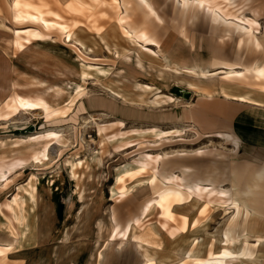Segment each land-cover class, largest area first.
Masks as SVG:
<instances>
[{"label": "rangeland", "instance_id": "374dc122", "mask_svg": "<svg viewBox=\"0 0 264 264\" xmlns=\"http://www.w3.org/2000/svg\"><path fill=\"white\" fill-rule=\"evenodd\" d=\"M41 1L63 15L69 25L81 22L86 27L75 31L77 46L54 36L17 54L11 44L17 27L12 24V0H0V109L18 93L27 98L43 97L51 107L65 111L50 122L32 112L0 123V160L6 162L28 158L31 137L47 130L61 135L60 143L51 145L45 165L32 162L10 174L8 185L0 186V245L4 246L17 240L5 217L8 214L1 213V204L18 196L19 186L34 183L32 176L38 178V206L28 217L32 240L0 259V264H100V253L112 233V216L124 225L138 214L145 200L156 195L148 172L128 182L134 190L127 199L116 203L111 198L119 167L133 163L140 154H166L170 159L165 163L192 165L188 181L209 179L211 182H203L208 189L204 195L213 183L218 189L229 190L233 201L218 202L228 196L216 192L211 198L217 201L202 215L207 200L185 194V201L174 210L178 219L180 215L189 218L190 232L177 239L162 230L154 207L144 220V229L133 228L131 238L121 248L111 245L102 264H145L147 258L152 264H199L195 259L207 260L210 252L221 258L224 250L237 255L244 248L254 257L239 256L232 264H264V241L260 246L256 242L264 239V177L257 179L264 174V82L252 74L243 79L223 78L232 70L264 65V0L253 4L258 10L256 18L250 10L245 12L247 18L260 24L259 31L252 33L263 45L260 51L254 49L245 24L238 20L223 22L192 6L181 7L179 0H150L164 18L159 24L150 23L132 5L133 25L147 29L159 43L146 46L153 53L143 49V44L128 41L115 12L93 0H82L89 9L84 16L69 15L65 10L77 0ZM93 15L96 27L102 29L100 35L89 29ZM87 71L90 75L83 78ZM203 71L207 74L204 78L199 76ZM80 87L84 96L67 109ZM223 91L262 107L228 100ZM208 94L212 100L205 98ZM118 122L125 124L122 131L127 133L153 128L182 133L161 141L133 135V146L116 151L115 144H107L98 129L106 125L110 128L107 135L116 134L117 126H110ZM219 132L238 137L239 148L216 138ZM178 152L187 155L176 157ZM79 162L82 166L76 169L74 180L71 167ZM157 184L158 191L177 189ZM236 202L259 206L247 230L242 226L246 215L239 216L233 205ZM227 236L233 241L228 242Z\"/></svg>", "mask_w": 264, "mask_h": 264}, {"label": "bare ground", "instance_id": "6f19581e", "mask_svg": "<svg viewBox=\"0 0 264 264\" xmlns=\"http://www.w3.org/2000/svg\"><path fill=\"white\" fill-rule=\"evenodd\" d=\"M39 3L35 4L32 0H12V4L10 5L11 16H12V24L17 27L13 30L14 39L12 41V45L17 54H21L25 52L29 46H32L36 42H43L50 39H53L54 36L63 38L66 44H76L74 42L75 31L78 30V27L83 26L86 27L81 22L72 23L69 25V21L61 14H56L52 12L48 5L41 0H38ZM95 4L101 7H105L111 9L116 14V22L119 28L122 30V34L128 41H132L138 44H143L142 48L145 49L146 46H159V43L153 38L150 32L145 28L136 27L133 25V20L130 12L133 10L132 5H135L140 12L145 17L146 21L153 23L163 22V17L157 12V9L154 3L150 0H93ZM181 7L187 8L188 6H192V8L196 10L204 11L208 16H217L223 22H228L231 20H238L239 22L245 24L244 30H247V33L251 35L252 44L256 51H260L263 48L262 43L259 39H257L253 32H258L260 28V24L257 23L256 19H249L246 17V10H250L253 12L254 17H257L258 10L253 7L255 0H179ZM66 12L71 15H85L86 11H89L87 6L82 2V0H77L75 2H71L65 6ZM104 14V13H103ZM94 15L91 16V21L89 29L97 33L101 34L102 29L96 27V21L94 20ZM94 21H93V20ZM247 24V26H246ZM242 42V41H241ZM147 51L153 53L150 49L146 48ZM95 73L100 74L99 70H96ZM104 73L103 71L101 74ZM106 73V72H105ZM247 74H252L255 80L259 82H264V65H252L251 67L245 69V71H234L227 72L223 77L226 80L233 79H243L247 76ZM90 72L87 71L83 74V78H88ZM198 75V74H197ZM200 77L207 76V74L203 71L199 74ZM196 88V86L191 85ZM264 90V86L262 87ZM224 97L231 101H239L244 104H251L254 106L262 107L261 104L254 102L251 99H247L246 97H238V96H229L225 91H223ZM84 93L82 88L77 89V94L71 103L67 104V109L74 107L76 101L83 97ZM205 98L212 100L213 97L208 94ZM170 99V98H169ZM171 100V99H170ZM4 107L0 109V123L8 122L15 120L18 115H31L32 112H38L39 116L42 118H46L48 122L53 121L59 118L61 115H64V109L57 110L44 100L43 97H24L20 94L16 93L14 96L9 99V101L4 103ZM123 122H118L117 124L111 125L110 127L117 126L118 132L116 134L107 135L109 131V126L103 125L99 126L100 136L105 138V142L107 144H115L114 149L119 151V149H124L126 147L133 146V141L131 140V136H138L140 139L144 140L147 137H150L154 140L161 141L162 139H167L169 137H176L182 132L179 130L176 131H164L159 129H150L147 131H138L134 130L133 133L123 132L124 127ZM105 135V136H104ZM210 137H214V135H207ZM216 138H222L235 146L236 149L240 146V141L238 137H236L232 133H222L219 132L215 135ZM61 135L53 130H47L46 133L40 134L38 137H31L28 141L30 142L31 149L30 156L28 158H17L12 159L9 162L4 160H0V186L5 187L10 182V174L17 171L18 169L24 168L30 163H36L38 165H45L48 160L49 150L51 145L60 143ZM142 145V143H139ZM196 155H203V152H196ZM187 155V154H185ZM184 153H177L176 157H184ZM170 157L168 155L162 156H153L151 154H140L138 159H135L133 163L125 164L119 167L117 171V175L115 177V181L113 186L111 187V198L114 202L120 203L124 199H127L134 190L133 187H128V182L134 181L139 177L145 175L148 172L151 173L152 178L149 181L151 185H153V189L156 191V195L154 197H149V199L145 200V202L139 208V212L135 217L130 219L126 224L122 225L119 223L117 217L113 215V226L112 233L110 235L109 241L104 248V252L100 253L99 260L100 264L104 262V253L111 248V245H116L117 247H123L127 240L131 238L133 228L144 229L145 227V219H148L149 212L155 207L158 211V215L160 218L159 224L162 230H165L167 234L172 239H177L181 235H186L190 232V220L185 215H180V219H178V215L175 214V206L179 203L185 201V194L188 197L192 195L198 197H204L207 200V205L203 208L200 214L204 215L207 212L210 204L216 202L217 200H213L211 195L216 192L220 194H224L228 196L227 199H219L218 202H228L233 201L231 199V193L226 189H218L216 185L211 183L213 188L208 191L207 195H204L205 191L208 190L207 187H204L203 182H209V179L206 181H188V179L192 178L193 167L192 165H188L186 163L175 161H165L169 160ZM82 163H76L71 167V176L74 180L77 179L78 174L75 173L76 169L80 168ZM176 171H179L181 175H176ZM264 174H260L257 176L258 181L262 180ZM35 180L34 183L30 181L26 185L19 186V194L18 196L7 199L2 203L1 213L5 216V213L8 216H5L8 220L10 228H12L11 233L15 236L16 242L15 244H5L0 245V259L5 260V258L11 254L13 251L20 249L23 244L30 243L32 240L31 236V227L29 225L28 217L33 213L35 208H37L38 204V178L34 175L31 180ZM157 182H160L166 186H175L177 189L165 188L163 190L158 191ZM211 182V181H210ZM141 183V182H139ZM257 187V184L252 186ZM250 187V188H252ZM264 187V185H263ZM183 188L186 190L183 191ZM249 192V190L247 191ZM247 194L248 193H244ZM237 213L240 215H246V219L243 222V228L245 230L249 229L251 219L256 216V211L258 209V205H254V207H249L246 204L241 205L236 202L233 204ZM29 208V209H28ZM238 216V215H237ZM198 224V221L195 222V225ZM238 227V223L236 224L235 230ZM252 229V228H251ZM250 229V230H251ZM19 231V234L17 233ZM232 233V231L230 232ZM140 242H145L144 239L137 237ZM228 242L233 241L232 238L229 239L227 236ZM264 239L257 238L256 242L257 246H260L263 243ZM147 243V242H146ZM214 253L210 252L207 260L195 259L199 264H232L234 260H236L239 256L252 259L254 257L253 253L250 252L249 249L244 248L239 254L234 255L230 250H224L221 258H215ZM145 264H152L153 260L147 258Z\"/></svg>", "mask_w": 264, "mask_h": 264}, {"label": "water", "instance_id": "95a60500", "mask_svg": "<svg viewBox=\"0 0 264 264\" xmlns=\"http://www.w3.org/2000/svg\"><path fill=\"white\" fill-rule=\"evenodd\" d=\"M187 96H188L187 94H184V98H186V99H187Z\"/></svg>", "mask_w": 264, "mask_h": 264}, {"label": "crops", "instance_id": "0c3cea01", "mask_svg": "<svg viewBox=\"0 0 264 264\" xmlns=\"http://www.w3.org/2000/svg\"><path fill=\"white\" fill-rule=\"evenodd\" d=\"M14 245V244H13Z\"/></svg>", "mask_w": 264, "mask_h": 264}]
</instances>
